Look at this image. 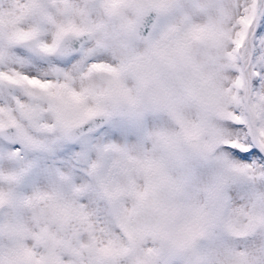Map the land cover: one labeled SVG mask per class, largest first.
<instances>
[{
  "label": "snow or ice",
  "instance_id": "1",
  "mask_svg": "<svg viewBox=\"0 0 264 264\" xmlns=\"http://www.w3.org/2000/svg\"><path fill=\"white\" fill-rule=\"evenodd\" d=\"M0 264H264V0H0Z\"/></svg>",
  "mask_w": 264,
  "mask_h": 264
}]
</instances>
